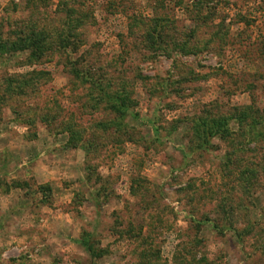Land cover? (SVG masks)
<instances>
[{
  "label": "rangeland",
  "instance_id": "obj_1",
  "mask_svg": "<svg viewBox=\"0 0 264 264\" xmlns=\"http://www.w3.org/2000/svg\"><path fill=\"white\" fill-rule=\"evenodd\" d=\"M181 1H66L87 14L72 59L133 104L122 127H103L116 115L104 99L91 109L101 87L69 75L63 58L29 67L25 54L0 56V82L34 68L50 77L0 104V264H264V186L247 176L263 150L233 120L264 106V0ZM63 4L0 0V34L37 18L60 28ZM151 19L163 35L154 52L140 43ZM210 118L227 119L233 139L206 145L198 126ZM222 205L235 230L222 229Z\"/></svg>",
  "mask_w": 264,
  "mask_h": 264
},
{
  "label": "trees",
  "instance_id": "obj_2",
  "mask_svg": "<svg viewBox=\"0 0 264 264\" xmlns=\"http://www.w3.org/2000/svg\"><path fill=\"white\" fill-rule=\"evenodd\" d=\"M66 1L67 0H63L64 4L61 8L63 11V7H66L63 11L66 15V19L60 28L47 27V25L41 24L43 23L41 22V18L30 20L28 22H20L11 31V36L7 35L4 37L0 34V56L2 57L4 54L10 56L16 53L25 54L26 57L24 65L29 67L39 65L47 60L50 62L55 56L63 58V63L65 64L64 66L68 67L69 75L75 77V79L81 80L82 83L89 84L90 89L91 87H101L103 97L99 99L93 97L91 99L93 102L91 104V109H95L102 103L101 100L104 99L106 103L102 105V107H104L102 110L109 114L116 115L114 121L112 120L109 124L103 125V127L107 129L122 127L120 121L126 119L127 115L133 111V104H130L127 93H111L109 91L111 82L110 80H107L104 74L101 73L100 76H95V73L92 71L90 66H88L89 68L87 66L85 68L81 66L84 61L81 62L78 60L76 62V60L72 59V56L77 54V52L85 46V40L82 38L81 29L85 25L87 14L83 13L81 10L67 6L68 3ZM161 1H163L164 4L174 2V0ZM175 3L177 5H181L182 1L175 0ZM200 3L202 6L206 5V3L202 0H200ZM205 15L210 16L207 13ZM239 19L245 23L253 21L243 15H240ZM158 21V19H151L148 20L147 23L141 22L143 27L148 29L141 35L140 43L142 47L148 51H157V48H159L160 44H162L163 35H161L162 33H159L157 30V28L160 27L156 23ZM161 29L163 30V28ZM49 79L50 77L48 71L36 70L35 68L26 74L7 76L0 82V104L4 101L10 100L11 97L24 98L35 93V86L39 83L45 84ZM100 84H103L105 88L103 89ZM234 111H238L233 114V120L238 126V129H240L238 135L249 137L251 139L250 142L254 145V147H258L259 152L260 150H263L262 153L264 156V106L259 108L254 106L252 103L242 109H234ZM42 118H45V116ZM228 125V120L225 118H210L203 120L198 128L202 131V135L204 136L203 140L207 141L205 142L206 145H210L208 140L215 138H218L219 140L233 139V135L235 136V133L229 129ZM75 127V125L68 124L62 130L65 133L74 135L77 133ZM236 146L237 144L232 150L233 154L235 153ZM226 155L224 165L227 167V165L231 162V158L229 153ZM261 160L264 161V158ZM247 176L251 180V185H249L251 189L258 187L261 184L264 186V164L252 167V170L247 172ZM260 177L261 180L259 179ZM240 178L243 179L244 177L241 176ZM221 210L222 214H224V218H227L224 221L225 226L222 229L235 230L231 220L233 214L230 213L224 205H222ZM212 226L217 229L216 223ZM247 227L246 232H249L251 229H255V225L252 224L250 227ZM261 232L262 230L258 231L260 236L258 238L260 239H258L256 247L257 250L264 256V236H262ZM239 235L240 233L238 232V236ZM88 239V235L85 238H82V244L91 254H94L95 250L91 248L92 246L89 244ZM201 263L202 261L200 260L196 264Z\"/></svg>",
  "mask_w": 264,
  "mask_h": 264
}]
</instances>
